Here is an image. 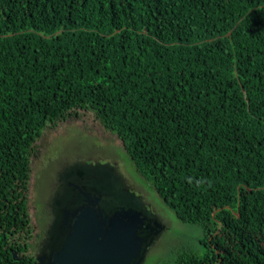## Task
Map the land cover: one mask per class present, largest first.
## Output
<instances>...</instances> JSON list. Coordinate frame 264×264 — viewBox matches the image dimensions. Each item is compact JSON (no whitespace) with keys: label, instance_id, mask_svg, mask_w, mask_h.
Masks as SVG:
<instances>
[{"label":"trees","instance_id":"1","mask_svg":"<svg viewBox=\"0 0 264 264\" xmlns=\"http://www.w3.org/2000/svg\"><path fill=\"white\" fill-rule=\"evenodd\" d=\"M88 112L202 232L160 264H264V0H0V264L33 262L42 134Z\"/></svg>","mask_w":264,"mask_h":264},{"label":"water","instance_id":"2","mask_svg":"<svg viewBox=\"0 0 264 264\" xmlns=\"http://www.w3.org/2000/svg\"><path fill=\"white\" fill-rule=\"evenodd\" d=\"M79 171L58 178L60 189L67 192L60 203L53 199L58 204H53L54 213L61 211L64 220L58 227L67 239H58L47 254L35 258V264H144L164 230L162 222L131 195H120L115 189L110 192L112 202L101 204L98 192L103 194L101 189L107 186L90 173L83 178ZM93 181L94 187L89 189ZM72 183L79 187L73 188ZM95 212L98 223L91 221ZM16 255L12 254L14 260Z\"/></svg>","mask_w":264,"mask_h":264},{"label":"rangeland","instance_id":"3","mask_svg":"<svg viewBox=\"0 0 264 264\" xmlns=\"http://www.w3.org/2000/svg\"><path fill=\"white\" fill-rule=\"evenodd\" d=\"M37 144L27 192L33 230L36 226L39 231L46 227L50 217L48 196L55 191L56 175L62 169L75 161L94 162L99 166L108 162L118 165V174L125 180L126 187L141 196L146 210L154 213L164 226L157 242L145 256L144 264H160L177 249L196 245L201 240L202 232L198 227L177 221L156 192L134 174L122 155L120 142L103 130L92 113L74 114L58 122L44 131Z\"/></svg>","mask_w":264,"mask_h":264},{"label":"flooded vegetation","instance_id":"4","mask_svg":"<svg viewBox=\"0 0 264 264\" xmlns=\"http://www.w3.org/2000/svg\"><path fill=\"white\" fill-rule=\"evenodd\" d=\"M93 163L94 162L85 163V162L75 161L74 163L67 165L64 169H62L60 173L56 175L55 191L50 196H48V200H47L49 202L47 205V208L49 210L50 217H49L48 222L46 223V227L44 228V230L41 229V231L38 230L39 228L37 226L34 228V231L31 233V238H30L31 240L29 242L31 247L29 248L28 252L25 253L24 255L17 253L16 255L17 261L20 260L24 256H30L33 259V262L31 264H35L36 263L35 258L39 255L43 256L47 254L50 251L51 247L54 245V243L58 239H67L66 236L63 237L61 233L63 231L62 228L58 227L64 221L61 218L62 213L61 211L58 213V211L56 210L57 214H55L52 209L53 204L55 203L53 199L58 200L60 203V201L63 200L61 198L67 192V189L65 191H63V189H60L61 184H60L59 179L64 174H70L71 172H74V171L85 170L83 171V173L79 171L78 174L80 176L82 175L83 178L88 176V173L95 176L94 178H97V179L101 178L102 182L105 183V186H107L105 188H108V189H101V191H103V194L98 192V195L100 196L99 200L101 201V204H107L108 202H112L113 197L111 196L110 192L115 189V191L118 194L121 195L124 193L125 195H131L134 200L139 201L142 206H145V204H143V202L141 201L142 200L141 196L126 187L125 180L121 177L120 174H118L119 167L117 164L114 163L112 165L106 162V165L99 166V165H94ZM71 179H77V177H72ZM93 184H94V181L91 184L92 187H89V189H93L94 187ZM71 186L73 188L79 187V185L76 183H72ZM94 194L96 196L95 192ZM117 199H121V198L118 197ZM55 206H58V204H54V207ZM150 213L155 215L152 212ZM94 217L96 218L97 221H94L95 218H93L91 221L98 223L100 220L98 219L97 212H95ZM156 218L158 217L156 216ZM157 220L159 222L161 221L160 219H157Z\"/></svg>","mask_w":264,"mask_h":264},{"label":"clouds","instance_id":"5","mask_svg":"<svg viewBox=\"0 0 264 264\" xmlns=\"http://www.w3.org/2000/svg\"><path fill=\"white\" fill-rule=\"evenodd\" d=\"M162 222V221H161Z\"/></svg>","mask_w":264,"mask_h":264}]
</instances>
